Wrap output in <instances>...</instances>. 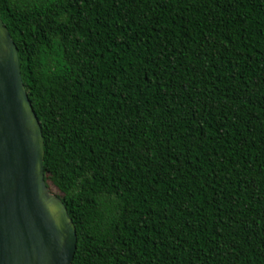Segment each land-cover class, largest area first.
<instances>
[{"label":"trees","instance_id":"obj_1","mask_svg":"<svg viewBox=\"0 0 264 264\" xmlns=\"http://www.w3.org/2000/svg\"><path fill=\"white\" fill-rule=\"evenodd\" d=\"M73 264H264V0H0Z\"/></svg>","mask_w":264,"mask_h":264},{"label":"water","instance_id":"obj_2","mask_svg":"<svg viewBox=\"0 0 264 264\" xmlns=\"http://www.w3.org/2000/svg\"><path fill=\"white\" fill-rule=\"evenodd\" d=\"M45 141L0 18V264H73L77 230L46 184Z\"/></svg>","mask_w":264,"mask_h":264}]
</instances>
